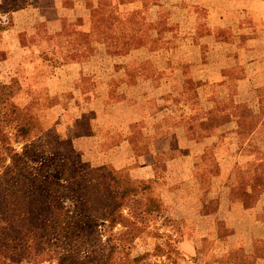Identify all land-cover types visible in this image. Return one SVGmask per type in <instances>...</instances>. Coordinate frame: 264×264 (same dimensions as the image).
I'll use <instances>...</instances> for the list:
<instances>
[{"label": "rangeland", "instance_id": "rangeland-1", "mask_svg": "<svg viewBox=\"0 0 264 264\" xmlns=\"http://www.w3.org/2000/svg\"><path fill=\"white\" fill-rule=\"evenodd\" d=\"M31 1L0 0V30L11 25L9 14L16 5L26 7ZM130 1L99 0L90 18L79 21L93 27L91 33L66 25L67 36L53 37L52 42L48 39L44 53L29 54L27 59H48L50 65L56 67L60 61L76 59L74 54L85 45L91 49L93 38H104L112 52L124 54L131 48L122 45L126 38L133 36L130 30L149 25L143 13L146 9H139L140 16H124L121 8H128L125 4ZM143 2L147 8L155 0ZM249 16L255 18L254 31L262 34L251 44L253 50L258 48L259 52L246 56L263 57V69L257 78V84L260 83L251 89L260 103L252 110L244 105L243 110L234 109L233 115L217 123L232 132L229 143L226 139L220 142L218 152L235 153L229 158L230 162H236L234 170L227 179L222 175L221 159H217L221 157L210 158L209 169L197 175L203 189L195 180L181 193L182 196L190 194V199L181 200L183 204L175 211L179 217L172 215L168 203L171 196L161 189V182L135 180L127 170L101 163L98 148L85 153L89 146L81 135L86 130L89 114L76 111L77 104L68 92L67 96L49 92L44 78L52 69L45 66L31 76L30 67L22 64L8 67L0 62V130L19 152L26 146L29 154L23 170L10 175L15 182L12 191H18L21 198L8 197L7 202L0 198V264H57V253L67 250L79 260L88 259L86 264H93L89 261L93 256H102L105 260L108 255L110 264H264V206L260 212L257 209V202L264 193V17L257 11ZM0 56L5 58L3 53ZM237 70L238 67L233 69L230 77L234 94L243 87L237 81L243 73ZM132 73L134 75V71ZM86 86L89 90L91 84ZM231 101L232 97L222 100L220 105L232 106L228 105ZM99 106L101 103L97 104ZM75 117L79 119L76 121ZM29 120L35 127L25 141L16 136L17 126ZM221 154L218 156H223ZM59 160L68 166L62 179H58L56 164ZM6 164H11L10 158ZM41 169L43 178L46 176L58 185L53 187L40 182L43 180ZM2 171L1 168L0 174ZM225 178L229 189L224 191L223 197L221 187ZM143 185L149 187L143 189ZM124 186H127V194L120 199L123 222L112 226L102 218L100 208L111 203ZM199 195L207 202L206 211L217 212L216 218L198 215ZM56 199L64 202L71 213L85 216L82 220L78 218L77 224L82 230L81 243L70 242L68 233L62 234L54 225L51 210ZM245 220L262 224L244 226V235L233 236Z\"/></svg>", "mask_w": 264, "mask_h": 264}, {"label": "crops", "instance_id": "crops-1", "mask_svg": "<svg viewBox=\"0 0 264 264\" xmlns=\"http://www.w3.org/2000/svg\"><path fill=\"white\" fill-rule=\"evenodd\" d=\"M98 1L32 0L28 6L12 11L11 25L0 30V54L5 56H0V62L8 67H30L31 76L39 68L52 69L44 78L49 92L64 96L69 93L77 104L76 111L89 114L81 135L89 146L85 153L98 148L101 163L127 170L135 180L161 182V189L171 196L168 203L172 215L179 217L175 211L183 204L181 200L190 199V194L181 193L195 180L203 189L197 175L207 169L210 158L221 157L217 159H221L225 172L222 175L230 179L236 162L229 158L234 157V152L220 151L223 156H218V146L223 139L229 143L232 132L213 122L221 110L232 114L236 109L230 103L232 106L226 108L219 103L253 92L263 69L261 56L228 66L202 62L203 47L211 38L216 42H235L229 29L240 25L249 11L264 17V0H155L147 8L143 0H132L125 4L128 8H121L124 16H140L139 9H146L143 13L149 25L135 26L130 30L133 36L126 38L125 43L120 40L122 45L131 47L124 54L112 52L104 38H93L94 51L85 45L74 54L76 59L60 61L56 67L48 59H27L29 54L44 53L43 47L53 37L67 36L66 25L91 33L93 27L79 21L90 18ZM234 19L237 22L232 24ZM162 29H167V35L160 34ZM185 38L189 49L179 56L181 40ZM250 49L251 53L259 52L258 48ZM159 52L164 53V60L156 54ZM183 65L187 69L181 68ZM236 67L243 73L237 79L243 87L234 94L230 77ZM88 83L91 86L86 90ZM98 103L101 107H97ZM226 178L221 187L223 197L229 189ZM203 198L199 195L198 215L216 218V211L205 210L207 202Z\"/></svg>", "mask_w": 264, "mask_h": 264}, {"label": "trees", "instance_id": "trees-1", "mask_svg": "<svg viewBox=\"0 0 264 264\" xmlns=\"http://www.w3.org/2000/svg\"><path fill=\"white\" fill-rule=\"evenodd\" d=\"M17 8H13V10H16L20 7L21 5H16ZM253 11H249L245 13V18L240 25L238 26H233L231 29H225L224 31H229L233 33L235 42L233 43H226V42H216L215 39L211 38L208 40L209 43L205 44L203 47V55L201 58L202 62L205 63H210V64H217L222 63L226 66L231 65V64H239L240 61L246 60V55H249L251 53V47L250 45L252 44L253 41L258 40L261 37V33L255 32L254 31V26L256 25L255 18L249 16V14H252ZM237 22V19H234L231 21L232 24H235ZM167 29L166 30H161L160 34L167 35ZM179 33V32H177ZM181 47L179 50V56L182 55L183 50L187 51L189 49V43L188 40L185 38L181 40ZM183 46V47H182ZM94 47L91 46V51H94ZM240 52L243 53L240 55ZM157 55L160 56L162 60L165 59L164 53L159 52L156 53ZM185 54V53H184ZM199 58V57H198ZM187 69V66L181 67ZM233 101L229 102L230 104L234 105L236 109H244L243 105L245 107L250 108L251 110L253 108H256V104L260 103L257 101L256 95L253 92L245 94V96H231ZM256 98V100H255ZM243 100V101H241ZM245 100V101H244ZM221 103V102H220ZM219 103V104H220ZM228 103V104H229ZM260 105V104H259ZM221 113H215V115H220V116H215L214 124L217 125V123L222 119V118H228V116H231L230 112H222ZM30 119L33 120V118L30 116ZM35 125L34 123L28 121V123H22L17 126V132L16 136L19 138L21 137L22 139L28 140L31 137L32 130L34 129ZM28 154V148L25 146V150L23 152H19L9 141L8 136H6L3 131L0 130V169L2 168L3 171L0 174V198L5 199L6 202L8 201V197L12 198L13 200L18 198L20 199L21 197L18 194V191H12V186H14L15 182H12V179L10 175L14 174L15 172L23 170L25 167V157H27ZM7 158H10L11 164H6ZM60 161V162H59ZM57 165L58 168V174L60 177L58 179H62L63 176L65 175V172L68 170V166L63 163L61 160H59ZM23 163V164H22ZM44 168V167H41ZM41 176L44 173L43 170L41 169ZM44 175V174H43ZM4 178V180H2ZM21 177L20 174L18 176V181L21 182ZM42 181L45 185H52L55 187V185H58L57 182H54V180H50L46 176L44 178L42 177ZM113 182H115V178H113ZM116 183V182H115ZM150 183V182H149ZM43 184V185H44ZM149 187L148 185H143L141 188H147ZM127 194V186H124L123 189L117 194L113 196L112 202L107 204L106 206L104 205L101 207V212H102V218L107 219L110 221V224L116 225L118 223L123 222V214L120 211V208L122 207L120 199ZM264 206V193L259 198V201L257 202V207L258 211L260 212V209L263 208ZM264 210V208H263ZM52 215L54 216V225L56 228L58 227L59 231L64 233H68L67 235L69 236V241L74 242V241H80V243L83 240L82 236V230L78 228L77 224L79 223L80 220L84 219L85 216L83 215H77L71 213V211L67 210V207L64 202H62L59 199H56L52 203ZM77 218V220H76ZM80 220H79V219ZM251 223L249 220L243 221V224L239 226L236 231L232 234L233 236L239 235L242 236L244 235V226L248 227H253V226H259L255 224H249ZM263 226H264V220H263ZM62 237V236H61ZM264 237V233H263ZM88 260V259H87ZM87 260H79L76 258L73 254L72 251H60L57 253L56 256V261L57 264H86L88 261ZM91 263L93 264H110V255H108L105 260H103L102 256H93L89 259Z\"/></svg>", "mask_w": 264, "mask_h": 264}]
</instances>
